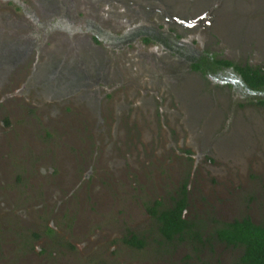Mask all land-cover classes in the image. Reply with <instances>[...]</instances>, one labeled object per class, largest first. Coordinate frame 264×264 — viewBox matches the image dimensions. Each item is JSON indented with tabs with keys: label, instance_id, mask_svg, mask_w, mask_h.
<instances>
[{
	"label": "rangeland",
	"instance_id": "rangeland-1",
	"mask_svg": "<svg viewBox=\"0 0 264 264\" xmlns=\"http://www.w3.org/2000/svg\"><path fill=\"white\" fill-rule=\"evenodd\" d=\"M183 7L212 9L187 33L195 48L264 67V0H0V25L25 33L0 56V264H231L241 251L215 239L161 238L147 206L169 207L183 186L185 217L206 233L217 220L264 222V92L197 75L210 102L193 108L204 113L165 107L170 94L152 111L126 63L164 61L163 51L105 41L178 9L186 22ZM72 40L85 42L82 55ZM104 58L122 79H87L85 63L101 70ZM132 234L145 245L124 244Z\"/></svg>",
	"mask_w": 264,
	"mask_h": 264
},
{
	"label": "flooded vegetation",
	"instance_id": "flooded-vegetation-1",
	"mask_svg": "<svg viewBox=\"0 0 264 264\" xmlns=\"http://www.w3.org/2000/svg\"><path fill=\"white\" fill-rule=\"evenodd\" d=\"M169 1L173 3L181 2V0H169ZM196 2L199 3L198 1ZM184 9L187 10L188 12V8H184ZM207 13L212 15V9L210 8V9H206L204 12H199L198 10L191 8V13L188 12L185 15L189 17V19L185 22L184 17H180V15L182 14V10L178 9L177 11H174L171 14L166 13L167 17L165 18V20H163L166 21V23L164 22L163 24H159V22L162 21L160 20L158 22V26H155L152 30L133 28L130 34L128 35V38L123 35L120 36L116 35L112 37V39L107 38L105 40L107 42L112 41L116 46L119 47H125L127 46L126 44H134V46L138 47L142 43L144 45H151L153 48L160 49L163 51V55H165V57L163 55H161V57L164 58V61H161L160 58L157 57L156 60L150 63H145V61H141V63H126L127 68L129 69V72L126 75V77L128 78V82L131 84L132 83L135 84L134 83L135 81H139L136 87L140 89V101L143 102L144 99L147 98L146 105L148 109L154 111L157 108V105L154 103V101H164V100L166 101L167 94H170L171 101L167 102L165 107L172 108L174 107V105H176V107L178 109H181L183 113L185 112L187 113L186 115L189 120H195L198 114H202L205 111L201 108L194 109L193 106L195 102L196 103L203 102L204 105L210 102L209 100L203 97L200 98L202 96L199 95V89L201 83L200 80L197 78V75H200L203 79H208V81L209 80L225 81V79L228 76L227 82H228V87L231 89V91L233 93L237 91L235 86H238L239 90L237 92L240 95L246 97H249L250 95L253 94L261 93L259 91H254L253 89L248 87V85L244 82L243 77L235 70L233 66L215 69L213 63L216 62L212 57L208 59H203V58L205 56H215L219 59H225L237 65H242V66L249 65L261 69H264V67L255 66L250 63H247V60L239 61L234 57H231V55H229V57H223L220 54H216L213 50H210L209 48H204V46L203 48L201 47L200 49L194 47L195 43L191 38H189L187 33L194 32L199 25H202L204 22L203 18L206 16ZM166 25L169 27H167ZM87 26H89L90 29H93L91 25H87ZM94 29H96V27ZM17 30L23 32L22 29L20 28L18 29V27H13L11 24L0 25V46H1L0 56L1 57L5 58L4 56L5 54L3 52H6L8 50V44L6 43H8L10 39L15 40L16 42L14 35ZM104 32L105 31L100 29L99 34H95L93 36V40L97 45L103 43L99 39V37L100 38L103 37ZM27 38H29V36ZM237 39L238 37L232 39L233 41L232 44L237 43L236 42ZM66 41H67L66 38L65 41L63 38H59L57 45H61L64 48H66V44H68ZM75 43L72 40L71 44H69L68 49H70V51L73 54L74 52L76 53V51H78L79 55H82L83 52L85 51L81 50L80 46L84 45L85 42H80L79 44L78 42ZM12 47L14 49L19 50L17 55L22 53V51L19 49L16 43H14ZM95 57L99 60L97 56ZM177 58H180V61L177 60ZM103 60L101 61V65L99 68L101 70L96 69L97 63H94L95 59H90L89 62L85 63L86 69L89 72L87 79L93 82L94 81L93 77L97 78L101 73V71H103V76L106 78L105 84L108 83L107 82L108 79L114 77L113 75L122 79L121 78L122 75L119 72L120 69L116 67L117 63H113V67H112L109 63H105V58ZM0 63H5V62L0 61ZM196 66L197 67L200 66L201 69H205L207 74H205L204 71L202 70L195 69ZM91 71L93 72L91 73ZM94 71L96 72L94 73ZM111 72L112 74L109 75ZM69 82L71 84L76 83V82H71L70 80ZM97 91L100 92L99 90ZM103 94H104L103 96H106L107 99H110V95L107 92L106 93L103 92ZM169 104L173 106L170 107L168 106ZM201 110L202 112H199ZM193 111H197V114H194ZM180 191L181 189L177 192V196ZM187 198H188V189H187ZM157 202L159 201H155L152 205L147 206V211L151 216L152 214L149 211V207L154 206ZM188 203H189V199H188ZM172 204L169 207H171ZM164 207L165 206L162 204L160 209ZM185 211H184V216H185ZM153 218L155 219V217ZM156 223L161 238L166 242H173L164 239V237L161 235L159 231V224L157 220ZM133 235L135 234H132L131 236ZM125 239H123V242L124 244L128 245ZM130 245L133 244H129L128 246Z\"/></svg>",
	"mask_w": 264,
	"mask_h": 264
},
{
	"label": "trees",
	"instance_id": "trees-1",
	"mask_svg": "<svg viewBox=\"0 0 264 264\" xmlns=\"http://www.w3.org/2000/svg\"><path fill=\"white\" fill-rule=\"evenodd\" d=\"M210 57L216 62L213 63L215 69L233 66L243 77L248 87L254 91L264 92V69L233 64L215 56H205L203 59ZM195 69L202 70L207 74L205 69H201L200 66H196ZM259 103L264 104V100ZM161 205L160 202H157L154 206L149 207V211L158 221L159 231L164 239L180 243L183 241L210 242L215 239L226 246L241 251L231 264H264V222L255 223L250 217L233 221L217 220L216 226L206 233L203 229V222L184 216V211L188 206L186 186L181 188L171 207L160 209ZM125 241L139 247L145 244L144 240L137 235L127 237Z\"/></svg>",
	"mask_w": 264,
	"mask_h": 264
}]
</instances>
